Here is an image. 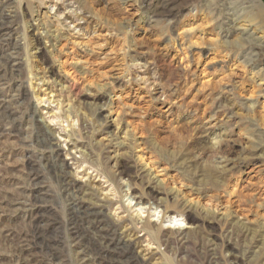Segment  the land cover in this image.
I'll return each instance as SVG.
<instances>
[{
	"label": "rangeland",
	"instance_id": "obj_1",
	"mask_svg": "<svg viewBox=\"0 0 264 264\" xmlns=\"http://www.w3.org/2000/svg\"><path fill=\"white\" fill-rule=\"evenodd\" d=\"M0 43V264H264V0H0Z\"/></svg>",
	"mask_w": 264,
	"mask_h": 264
},
{
	"label": "bare ground",
	"instance_id": "obj_2",
	"mask_svg": "<svg viewBox=\"0 0 264 264\" xmlns=\"http://www.w3.org/2000/svg\"><path fill=\"white\" fill-rule=\"evenodd\" d=\"M4 29V28H3ZM234 33V35H235V33H237L236 31L235 32H233ZM238 34V33H237ZM240 34V33H239ZM240 36V35H239ZM235 37V36H234ZM1 44V43H0ZM262 50H263V48H261ZM258 50V53L260 54L262 51L260 50V49H257ZM3 62V61H2ZM13 99V98H12ZM98 107V106H97ZM98 110H99V112H98V114H102L103 112H104V108H102V106L101 107H99L98 108ZM97 110V111H98ZM84 129V128H83ZM218 148V147H217ZM54 152V151H53ZM223 153V152H222ZM230 154V153H229ZM29 158V157H28ZM127 161V163H126V165L124 166V170H126L127 171V173L126 174H128L127 176H129V177H131V178H134V179H136V180H139L141 183H145V179H146V176H145V173H144V171L141 169V168H137V167H134L133 165H131L130 164V162L131 161H129L128 162V160H126ZM217 161V160H216ZM223 160H221V162H222ZM221 164V163H220ZM33 165H35V164H33ZM118 166H122L121 164L120 165H118ZM130 169H133L132 171L133 172H131L130 171ZM123 170V171H124ZM122 171V170H121ZM124 173V172H123ZM125 175V174H124ZM30 176V175H29ZM32 176V175H31ZM128 177V178H129ZM59 178V177H58ZM66 178V177H65ZM34 180V179H33ZM133 180V179H132ZM147 182V181H146ZM29 183V182H28ZM66 184H68V183H66ZM69 185H70V183H69ZM73 185V184H72ZM66 189V188H65ZM69 189H74V187H70ZM147 191H148V196L150 197V196H153L154 197V195L156 196V195H159L160 194V192H159V189L157 188V186L153 183V184H150V183H147ZM77 190V189H76ZM66 191V190H65ZM12 196V195H11ZM31 199V198H30ZM38 199V198H37ZM75 200V199H74ZM71 201V200H70ZM76 201V200H75ZM80 201V200H79ZM246 201V200H245ZM38 202V201H37ZM75 203H78V205H79V207L81 208V209H83V211L84 212H86V206L85 205H83V203L80 201V202H78V201H76ZM30 204V203H29ZM158 207H159V205H158ZM79 209V208H78ZM77 209V210H78ZM91 209V208H90ZM186 212H188L187 214H188V217H190V215L193 217V218H195V220H198L199 218L196 216V215H194V214H192V212L190 211V210H187ZM94 213V212H93ZM194 213V212H193ZM84 214V213H83ZM88 214V213H87ZM90 214V213H89ZM186 214V215H187ZM100 216V215H99ZM85 217V216H84ZM97 217V216H96ZM96 220V219H95ZM100 221V220H99ZM103 221V220H102ZM202 224H204V222H202V221H200ZM30 224V223H29ZM101 224V223H100ZM208 224H210V222L208 221ZM207 224V225H208ZM32 225V224H31ZM37 231V230H36ZM26 234V233H25ZM149 235L152 237L151 239H153V241H155L156 243H158L159 245H163V246H165L166 247V249H168L169 251L173 248V246H175V242H177V241H181V240H185V238H183L182 237V235L180 234V232L178 231V232H169V233H163V232H161V231H159V230H156V231H153V232H150L149 233ZM238 236V238H244V236L243 235H240V234H238L237 235ZM229 238V237H228ZM27 240V239H26ZM188 240V239H187ZM236 240V239H235ZM207 241V240H206ZM212 241V240H211ZM210 241V242H211ZM231 241V240H230ZM229 241V242H230ZM43 242V241H42ZM107 242H109L108 244H110L111 243V241L110 240H107ZM185 242V241H184ZM183 242V243H184ZM228 242V243H229ZM57 243V242H56ZM44 244V243H43ZM230 244V243H229ZM42 245V244H41ZM211 245V244H210ZM210 245H206V247H202V250H204V252L206 253V254H208V256H210V258H208V256H207V264H215V259H214V252H213V254H212V251H213V248L210 246ZM214 245V244H213ZM43 246V245H42ZM109 246V245H108ZM108 246H102V247H100V250L99 251H97V254H96V258H95V262L97 263V264H118V263H120V261L121 260H119V259H117V258H115V256H120V255H124L125 254V250H126V246L124 245L123 246V248L118 244V243H116V245H115V247L114 248H112V249H110V247H108ZM230 246H231V244H230ZM179 247V246H178ZM215 247V246H214ZM30 249V248H29ZM79 249V248H78ZM176 249V248H175ZM216 249V248H215ZM167 250V251H168ZM230 250H231V253H236V251H237V249L236 248H234V247H230ZM172 251V250H171ZM177 252V251H176ZM83 254H85V253H83ZM19 255V254H18ZM80 255H81V253H80ZM38 256V255H37ZM93 256V255H92ZM32 258V257H31ZM205 258V257H204ZM218 258V257H217ZM82 259V258H81ZM84 259H86V258H84ZM129 260V257H126V259H125V261L127 262ZM49 261V260H48ZM84 261V260H83ZM90 261V260H89ZM123 262V261H122ZM227 262H229V263H239L240 262V258L239 257H237L236 255H234V254H229V258H228V260H227ZM81 264H83L82 262H81ZM86 264V263H85ZM127 264H128V262H127Z\"/></svg>",
	"mask_w": 264,
	"mask_h": 264
}]
</instances>
